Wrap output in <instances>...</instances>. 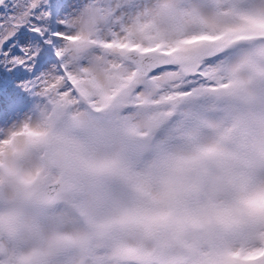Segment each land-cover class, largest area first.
<instances>
[{"label": "snow or ice", "instance_id": "obj_1", "mask_svg": "<svg viewBox=\"0 0 264 264\" xmlns=\"http://www.w3.org/2000/svg\"><path fill=\"white\" fill-rule=\"evenodd\" d=\"M0 264H264V0H0Z\"/></svg>", "mask_w": 264, "mask_h": 264}]
</instances>
